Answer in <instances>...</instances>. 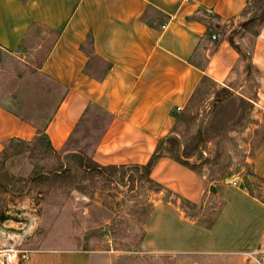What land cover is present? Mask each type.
Returning <instances> with one entry per match:
<instances>
[{
	"label": "crops",
	"instance_id": "crops-1",
	"mask_svg": "<svg viewBox=\"0 0 264 264\" xmlns=\"http://www.w3.org/2000/svg\"><path fill=\"white\" fill-rule=\"evenodd\" d=\"M251 1L0 0V50L12 54L23 47L31 25L45 30L48 39V31L58 32L32 70L65 88L44 130L51 149L64 151L96 111L99 134L89 159L102 167L143 166L158 140L173 134L176 119L204 84L202 78L245 100L247 125L253 133L264 130V22L240 26L251 16ZM8 104L0 103V153L5 141H31L37 133ZM248 163L252 175L264 180V137ZM148 179L170 198L202 210L210 198L219 205L206 229L171 201H152L145 229L150 252L264 251V203L241 182H208L203 173L168 156L156 160ZM26 259L25 264H90V253L39 249Z\"/></svg>",
	"mask_w": 264,
	"mask_h": 264
},
{
	"label": "rangeland",
	"instance_id": "rangeland-1",
	"mask_svg": "<svg viewBox=\"0 0 264 264\" xmlns=\"http://www.w3.org/2000/svg\"><path fill=\"white\" fill-rule=\"evenodd\" d=\"M263 9L264 0H252L248 13L255 16ZM47 39L45 30L38 28L12 54L0 50L1 104H8L21 83L19 102L27 105L30 92L22 80L40 64L44 48L38 46H45L43 40ZM20 76L23 79H18ZM217 92L224 95L213 83L204 82L178 116L170 135L178 146L167 142L162 152L177 148L181 155L185 148L186 153H192L190 159L194 158L189 164L208 182H241L264 200V180L252 175L248 163L262 141L261 130L253 133L247 125L251 121L248 116L249 120L244 118L248 107L240 105L238 98L232 102L224 97L216 102ZM92 114L83 131L57 156L28 154V148L13 141L7 155L0 158V264H25L27 253L39 249L87 251L90 264H250L244 254L150 252L145 229L152 201L174 198L151 186L137 169L100 175L80 166V161L85 164L84 158H89L87 154L99 134V115L96 111ZM196 142L199 146L195 150L192 147ZM53 167L69 170V177L56 182L35 178ZM217 209L212 198L203 210L190 212L184 208L198 221L210 220ZM9 252L13 258L6 263L4 256ZM252 254L264 263V251Z\"/></svg>",
	"mask_w": 264,
	"mask_h": 264
},
{
	"label": "trees",
	"instance_id": "trees-1",
	"mask_svg": "<svg viewBox=\"0 0 264 264\" xmlns=\"http://www.w3.org/2000/svg\"><path fill=\"white\" fill-rule=\"evenodd\" d=\"M20 1L22 3H25L27 0H20ZM144 16L145 15H142V17H141L142 20H145ZM263 22H264V9L261 10V12L255 16H253V14H252L250 16V18L248 20H246L245 22H243L240 26L243 29H247L250 27H258ZM36 28H37V26L31 25L26 36H28L31 33V31H33V29H36ZM48 34L50 37L45 42L46 43L45 46H41L42 48H44L43 58H45L47 56L50 48L52 47V45L54 44V42L58 38V32L48 31ZM229 42H230V45L234 49L238 50V48L233 44V42L231 40H229ZM21 78L23 79V76L18 77V79H21ZM22 81L24 82L25 86H28V90L30 92V94H29L30 99L28 100L27 105L23 106L19 102L18 96H19V90L21 88V83H20V84H18L19 87L17 86L15 91L10 95V102L7 105V108L10 111H12L14 114H16L18 117H20L22 120L33 124L37 129V133H36V136H34V138L31 141H22V140H14V139L5 141L3 143V150L0 153V158H3L7 155V149L9 148V145L13 141H17L18 143L21 144L22 147L28 148L29 149L28 154L32 155L34 152H36L37 154L42 155V156L43 155L57 156L58 152L51 149V147L47 141V138L44 134V130L46 128V125L50 121L52 115L54 114L59 101L63 98V95L65 93V88L63 86H61L60 84L56 83L55 81L44 76L42 73L38 72L36 69L32 72L31 75H28L27 78H24ZM205 81H206V79L202 78V82H205ZM219 91H223L224 95H221L222 93L220 94L219 92H217L215 94L216 102H222L225 99L226 100L228 99V100L233 102V100L235 99L234 97L230 96V94L227 90L223 89V90H219ZM224 97H226V98L224 99ZM238 102L240 105H243L244 108H247L248 105H247V102L245 100L238 98ZM34 119H36V121ZM177 123H178V119H176V124ZM40 124L42 125L41 127H40ZM174 130H175V126H174L173 131ZM255 133H257V130L255 131ZM258 133L260 134L259 139L260 140L263 139L264 130L259 131ZM198 135H200V134L198 133ZM167 142L172 144V145L174 144V147L178 146V143L174 139L170 138V136H166V137L158 140L153 154L151 155L148 162L143 166H129V167L107 166V167H102V166H99L96 163L92 162L91 159H89L87 157L84 158L85 164H83V160L80 161V166H82L87 171L96 172L97 174H100V175L104 174V172H106V171L117 172V171H124L127 168H134V169H137L138 171L142 172L143 177L147 179V182L151 186H154L157 188L158 191H161L162 190L161 186H159L158 184H156V183H154L148 179L150 169L152 168V166L154 165L156 160L159 159L160 157L168 156V157L172 158L173 160L177 161L178 163H180V164H182V165H184V166H186L192 170H195L194 167H192L187 160L191 157L192 153H190V154L186 153L184 151L185 148L183 149V153H181V155L178 153L179 151L177 148H176V150H169V151L162 152L163 146ZM198 146H199V143L196 142L192 148L196 150V149H198ZM66 147H67V145H66ZM43 172H44V174L39 173L35 176V178L39 179L40 181H44V182L47 180H51L53 182H56L58 180H64L67 177H69V175H70L69 170H65V169L61 170V169H58L56 167L55 168L53 167L50 169L46 168ZM247 191H248L250 196H252V197L258 199L259 201H261L262 203H264V200H262L258 196H255L251 192V190L247 189ZM167 193L170 195L169 192H167ZM171 202L175 205H178V207L182 210V212L184 213V215L186 217H188L189 219H192V220H196L197 223L201 227H204L206 229H209L212 227L214 221L216 220L217 214H218V209H217L214 212H212L210 220H207V221L202 220L204 222L198 221L196 216L191 215L189 213H186L184 208L189 209L190 212H194V211L200 210V206L192 204L188 201H185V200H183L177 196H174V200Z\"/></svg>",
	"mask_w": 264,
	"mask_h": 264
},
{
	"label": "built area",
	"instance_id": "built-area-1",
	"mask_svg": "<svg viewBox=\"0 0 264 264\" xmlns=\"http://www.w3.org/2000/svg\"><path fill=\"white\" fill-rule=\"evenodd\" d=\"M208 13H211V10H209ZM162 28H164V26H162ZM212 39H215V36H212ZM262 103H263L262 106L264 107V95L262 96ZM232 184L234 185L235 183L233 182ZM244 257H246L245 259L248 260L250 264H264L260 258L255 256V254L244 253ZM4 258H5L6 263H10L11 258H13V255H11L9 252L8 254L4 256Z\"/></svg>",
	"mask_w": 264,
	"mask_h": 264
},
{
	"label": "water",
	"instance_id": "water-1",
	"mask_svg": "<svg viewBox=\"0 0 264 264\" xmlns=\"http://www.w3.org/2000/svg\"><path fill=\"white\" fill-rule=\"evenodd\" d=\"M209 192L214 193L215 192V188L213 186H210L209 187Z\"/></svg>",
	"mask_w": 264,
	"mask_h": 264
}]
</instances>
